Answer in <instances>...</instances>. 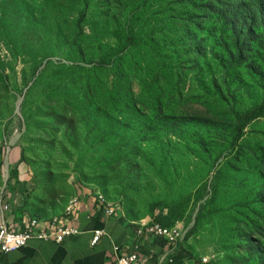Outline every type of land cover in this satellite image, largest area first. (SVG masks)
Segmentation results:
<instances>
[{"label":"rangeland","instance_id":"1","mask_svg":"<svg viewBox=\"0 0 264 264\" xmlns=\"http://www.w3.org/2000/svg\"><path fill=\"white\" fill-rule=\"evenodd\" d=\"M207 4L0 0V206L49 224L84 190L183 226L203 264H264V113L237 132L264 101V22L243 39ZM116 31L141 43L102 64Z\"/></svg>","mask_w":264,"mask_h":264},{"label":"crops","instance_id":"2","mask_svg":"<svg viewBox=\"0 0 264 264\" xmlns=\"http://www.w3.org/2000/svg\"><path fill=\"white\" fill-rule=\"evenodd\" d=\"M16 183L18 180H15ZM6 205L5 210L0 207V222L5 221L18 232L23 231L30 223V217L26 211L22 213L15 197L9 199ZM108 207L114 210V214L106 213ZM69 209L70 213L64 217L79 229L78 234L59 244L29 240L25 247L17 251L8 254L0 252V264H116L119 256L133 253L139 255V261L133 264H203L182 242L172 246L164 239L151 235L139 237L138 227L145 220L128 219L116 207L107 206L87 191L79 192ZM53 220H56L53 226H61V219ZM99 230L103 231V236L97 245L92 246L93 235Z\"/></svg>","mask_w":264,"mask_h":264},{"label":"built area","instance_id":"3","mask_svg":"<svg viewBox=\"0 0 264 264\" xmlns=\"http://www.w3.org/2000/svg\"><path fill=\"white\" fill-rule=\"evenodd\" d=\"M101 202L106 204L107 206H110V204L106 201ZM1 208L2 210L7 209V205L4 204ZM70 210H68L65 215L69 214ZM106 213L108 215H112L114 214V210L108 207L106 208ZM55 219H61V226H53V221H51L49 224L43 226L29 225L28 231H31V233H36V240L53 241L58 244L62 243L68 237L79 233V229L75 225L70 224L69 221H67L66 217H57ZM137 235L139 237L151 235L157 238L164 239L172 246H176L180 242H183L185 229L179 224L174 227H164L159 223L146 221L144 224L138 227ZM102 236L103 231H95L91 241V245H97ZM28 242V238H23V235H18V230L10 228L5 221L0 222L1 253L8 254L17 251L25 247ZM138 261L139 255L137 253H133L127 256H119L116 259V264H133Z\"/></svg>","mask_w":264,"mask_h":264},{"label":"trees","instance_id":"4","mask_svg":"<svg viewBox=\"0 0 264 264\" xmlns=\"http://www.w3.org/2000/svg\"><path fill=\"white\" fill-rule=\"evenodd\" d=\"M208 4L205 5L207 8L213 10V6L217 5L219 7L218 12H220L226 21V23L230 24L232 28L235 27L240 28L239 34L243 36L245 39L250 33L253 32V24L255 19L253 16L257 13L260 18H262L264 22V0H207ZM217 11V10H216ZM252 11L254 14L251 17H247V13ZM217 13V12H215ZM116 34L119 38V41H122L121 49L115 53H108L102 59V64L108 62L112 56H118L124 48H128L130 46H136L141 43V40L131 32L129 35H123L120 31H116ZM235 52H237L235 54ZM230 59H237L242 62L245 60L246 55L245 51L242 49H238L236 51L229 50ZM264 113V101L258 107V109L247 113L245 116L239 119L237 132H241L247 121L252 118H256L261 116Z\"/></svg>","mask_w":264,"mask_h":264},{"label":"bare ground","instance_id":"5","mask_svg":"<svg viewBox=\"0 0 264 264\" xmlns=\"http://www.w3.org/2000/svg\"><path fill=\"white\" fill-rule=\"evenodd\" d=\"M55 221L56 220H53V223H55ZM29 225H31V226H43L44 224H40L37 221H31L23 231L18 232V235H23V238H28V241L32 240V239H36V233H31V231H28Z\"/></svg>","mask_w":264,"mask_h":264}]
</instances>
